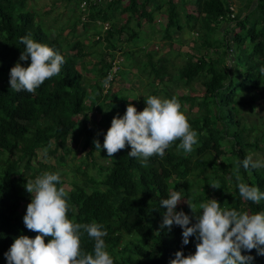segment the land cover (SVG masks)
I'll return each mask as SVG.
<instances>
[{"label": "trees", "instance_id": "16d2710c", "mask_svg": "<svg viewBox=\"0 0 264 264\" xmlns=\"http://www.w3.org/2000/svg\"><path fill=\"white\" fill-rule=\"evenodd\" d=\"M84 1L89 13H80L82 18L66 31L62 43L63 28L49 37L35 21L36 12L27 9L26 0H0V264H7L4 254L15 238H35L38 234L28 230L19 215L21 206L28 205L32 198L25 189L27 181H34L43 169L50 168L36 161V151L42 150V157L60 164L63 155L71 152L69 144L76 143L80 131L86 135L82 148L87 150L81 164L71 169L74 180L66 190L67 215L75 223L95 221L104 226L107 234L103 239L114 264H169L177 251L185 256L195 253L194 237L185 246L179 226L173 225L171 230L161 228L166 208L160 201L168 198L171 191L181 194L176 210L190 217L193 214L187 203L199 205L207 199L217 200L222 208L249 214L264 211V201L255 204L240 196L233 171L238 160L245 159L249 151L264 142V75L260 72L264 67V0H237L238 6L236 0ZM123 13L119 22L118 16ZM155 13L160 18L154 28L161 24L157 31L169 45L181 44L183 32H199L189 42L192 52H174L183 58L179 66L174 67L165 55L153 58L154 51L148 49L150 42L138 34L140 20L149 24ZM103 22L110 24L104 30ZM77 25L80 30L76 32ZM87 29L96 35L92 41L104 42L113 56L106 61L101 55L94 62L97 79L92 84L82 78L78 68L79 60L89 55L81 43ZM25 35L48 45L65 59L60 74L46 80L34 94L16 92L9 84L10 69L24 50L20 38ZM114 36L117 43L120 39L124 43L133 37L140 39L133 46L145 60L137 70L150 79L149 90L142 97L134 95L132 102L140 104L147 96L158 97L159 93L164 99L177 97L181 111L198 134V143L190 154L177 151L176 141L163 157H150L146 166L128 156L131 147L127 144L112 158L108 157L103 148L104 136L113 117L126 112L121 92L109 91L112 76L122 74L117 69L111 72L112 60L119 55L116 48L120 49L112 41ZM70 37L73 38L69 40ZM233 60L236 66L231 72ZM30 62L29 59L20 63L27 67ZM108 75L111 80L105 87L103 81ZM155 81L163 84L161 89L157 83L154 85ZM195 83L202 87L198 96L184 95L178 89ZM174 89L180 92L175 93ZM76 115L81 126L74 132ZM94 140H99L100 149L95 148ZM223 144H227L231 161L220 157L225 151ZM95 152L108 159V165H95ZM88 164L97 170L96 178L86 176ZM77 175L82 178L76 180ZM240 175L243 182L264 192V167L245 171L241 166ZM199 179L204 183H199ZM216 181L220 189L210 186ZM61 185L62 181L57 187ZM49 239L45 237V243ZM94 243L86 233L81 234L83 252H93ZM242 255L252 256L251 264H264V256L255 249L242 251Z\"/></svg>", "mask_w": 264, "mask_h": 264}, {"label": "clouds", "instance_id": "9594fccd", "mask_svg": "<svg viewBox=\"0 0 264 264\" xmlns=\"http://www.w3.org/2000/svg\"><path fill=\"white\" fill-rule=\"evenodd\" d=\"M82 1L78 8L84 7L86 10L88 5L81 7ZM20 43L24 50L19 61L10 69V89L34 94L46 80L60 74L65 59L58 51L36 42L30 35L21 37ZM29 59V66H22L20 62ZM260 72L264 75V67L260 68ZM110 80L111 75L103 81L105 87ZM145 102L146 107L142 111L138 112L129 103L122 117L119 114L113 117L103 142L108 157L112 158L127 144L131 147L128 156L139 159L146 166L150 157H163L176 141H179L177 151L182 150L185 154L193 152L194 145L198 143V134L181 111L177 97L162 99L149 95ZM93 143L96 149L101 148L99 140ZM241 166L247 171L264 167V163L254 161L249 154L242 161L238 160L233 169L240 196L259 204L264 201V192L243 182ZM60 183L59 172L47 171L34 181H27L25 189L32 198L27 205L23 223L28 230L38 234L35 238L25 235L15 238L4 254L7 264H114L103 239L107 234L103 230L104 226L95 221L75 223L68 218V193L64 187H57ZM210 186L220 189L218 181ZM179 204V191H171L168 198L160 201V205L166 208L161 228L171 230L173 225L179 226L183 245H188L190 238L194 237L196 250L187 256L177 251L169 264H251L254 258L242 255V251L251 252L253 249L258 255L264 256V211L249 214L234 208H222L217 200L207 199L199 205L187 203L193 214L190 217L184 211L176 210ZM82 233L94 240L93 252L81 250ZM45 237H50L47 243Z\"/></svg>", "mask_w": 264, "mask_h": 264}, {"label": "rangeland", "instance_id": "374dc122", "mask_svg": "<svg viewBox=\"0 0 264 264\" xmlns=\"http://www.w3.org/2000/svg\"><path fill=\"white\" fill-rule=\"evenodd\" d=\"M103 0L100 1V3ZM163 1V0H161ZM174 2H177L178 0H173ZM79 0H26V7L28 10H32L36 12L37 17L35 18V21L40 24L41 28L47 31L49 37H52L55 32H58L59 29L63 28L61 33V39L62 36L66 35V31L70 30L72 25L74 23H77L78 20H80V13H89L88 7L85 10L84 7L78 8L77 5L79 4ZM243 1L239 2V6H241ZM104 3V2H103ZM235 4L238 6V1L236 0ZM95 4L94 6H97ZM178 7H180V4H177ZM78 17V18H77ZM124 17V13L118 16V20L120 22L121 18ZM160 14L155 13L153 15V20L151 23H146L144 20H140L141 25L137 26V30L139 31V35L145 39V42H150L148 45V49H152L154 51L153 58H156L160 55H165V57L175 66H179L183 62V58L179 55H174V52H192L193 49L190 46L191 42L194 37L197 36L196 31L193 32H183L182 36H180L182 43L178 44L174 42L172 45L168 44V41L165 39H162L160 36V32L157 30L161 29V24H158L157 29L154 28V26L159 21ZM108 22L102 23L101 28L105 26L108 28ZM80 25V24H79ZM76 26V32L80 30V26ZM96 25L99 26L98 23ZM110 25V24H109ZM154 28V30H153ZM151 32H153L151 34ZM196 32V33H195ZM85 37L81 39V43L84 45L85 52H88L89 55H86L84 58H82L81 62H78V68L81 69L82 78L86 81L89 79L90 83L92 84L94 80L97 79L95 76L94 71V62L97 61L99 56L102 55V57L105 58L106 61L111 60L113 56L109 54V49L105 45L104 42L100 43H94L92 39H96L95 33L91 32V29H87L85 32ZM100 34V33H99ZM199 37V36H198ZM73 37H70L69 40H71ZM172 38H175L174 36ZM140 39L138 37L131 38L128 42L124 43V39H120V42L117 43L115 36L112 38V41L114 44L119 45L120 49L116 50L119 52V55L115 57L114 60H112V72H118V70H121V75H113L112 81L109 84V91L114 92H121V97H124V102H126L124 105L127 108L128 104L131 103L134 107L137 108V111H142L146 107L145 99H143L142 103L132 102V98L134 95L139 94L141 97L144 96V93H147L149 90V87L147 85V82L150 80L144 73L139 74L138 73V66L140 65V62L145 60V58L141 55L140 52L137 51V49L134 48L133 44L138 42ZM63 43V39H62ZM124 50H127V53L124 54ZM136 52V53H135ZM210 55H214V53H210ZM209 55V56H210ZM135 60H139L138 63H136L135 67L132 66V63H135ZM225 63L229 66V61L225 60ZM84 64V65H83ZM82 66V68H81ZM236 62L233 60L231 63V69L230 71L233 72L235 69ZM98 81L99 78H98ZM1 83V82H0ZM157 83V87L162 88L163 84L155 81ZM150 86H153L150 83ZM156 89V90H160ZM176 89V88H175ZM174 89V90H175ZM178 89L182 90V94H197L202 90V87H200L197 83L192 84V87H185ZM180 92L178 90H175V93ZM158 97L162 98L161 94H158ZM140 97H138L139 99ZM164 99V98H162ZM118 100H120V96L118 97ZM186 108V104L184 106ZM255 111L258 110L257 107L254 109ZM96 110H93V113L96 114ZM90 116L92 114L90 113ZM98 116V114H96ZM121 116V115H119ZM122 117V116H121ZM77 121V124L75 125L74 132L78 131L80 129V120L79 117L76 115L73 118ZM86 128H88V123L86 124ZM260 129V128H259ZM259 131V130H257ZM70 136V135H69ZM85 134L83 131H80L78 134V138L76 143L70 142L71 152L63 155V162L58 163L56 160L49 157H42L43 151L38 149L36 151V161L43 162L44 164L50 165L49 169H43L42 173L44 172H59L61 176L62 185L60 187H64L65 191L69 190L71 188L70 182L74 180L71 174V169L75 168L85 158V152L87 150L82 148V145L85 141ZM258 149H255L253 151H249V154L252 155L253 160H259L262 163H264V142H260L258 144ZM224 153L220 156L222 160L225 161H231L230 160V154L227 150V144H223L222 146ZM248 154V155H249ZM93 162L95 165L99 166H106L109 163L108 159H105L103 156L99 155L97 152L93 153ZM33 164L34 161H32ZM86 176L88 177H97V170L95 168H92L89 164L86 168ZM82 178L81 176H76V180ZM199 183L203 184L204 181L202 179L198 180ZM99 188H103L102 186H99ZM87 190H89V187H87ZM26 198L29 199V194H25ZM27 209V203H24L19 211V215L24 217L26 214Z\"/></svg>", "mask_w": 264, "mask_h": 264}, {"label": "built area", "instance_id": "2783aa9c", "mask_svg": "<svg viewBox=\"0 0 264 264\" xmlns=\"http://www.w3.org/2000/svg\"><path fill=\"white\" fill-rule=\"evenodd\" d=\"M84 5H86V3L84 1H82V3L80 4V6L82 7ZM103 28L105 29L106 27L104 26ZM108 76H110V75H108Z\"/></svg>", "mask_w": 264, "mask_h": 264}, {"label": "crops", "instance_id": "0c3cea01", "mask_svg": "<svg viewBox=\"0 0 264 264\" xmlns=\"http://www.w3.org/2000/svg\"><path fill=\"white\" fill-rule=\"evenodd\" d=\"M161 1V0H160Z\"/></svg>", "mask_w": 264, "mask_h": 264}]
</instances>
